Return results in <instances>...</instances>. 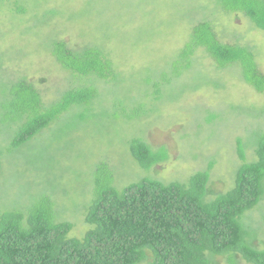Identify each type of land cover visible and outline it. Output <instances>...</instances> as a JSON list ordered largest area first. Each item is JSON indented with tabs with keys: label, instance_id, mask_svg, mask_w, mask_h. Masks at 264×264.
<instances>
[{
	"label": "rangeland",
	"instance_id": "374dc122",
	"mask_svg": "<svg viewBox=\"0 0 264 264\" xmlns=\"http://www.w3.org/2000/svg\"><path fill=\"white\" fill-rule=\"evenodd\" d=\"M214 1L0 0V101L5 82L26 77L48 106L62 92L86 84L101 91L105 104L98 113L105 109L121 114L122 107L114 106L118 101L145 103V114L133 122L105 116L77 123L71 111L62 117L61 125L54 124L11 156L5 149L11 136L0 129V152L5 149L0 215L10 209L23 210L37 194L55 193L59 220L74 223L72 237H83L90 229L86 213L94 198L93 174L102 162L112 167L120 188L148 178L186 182L215 162L207 200L231 190L243 165L239 140L247 161L258 159L256 136L264 133V93L249 86L237 68L217 69L202 49L193 57V71H185L173 87L160 82L189 42L192 29L203 21L212 23L222 42L255 48L264 72V32L243 14L219 12ZM20 6L28 10L27 15L16 12ZM44 7L58 15L44 19ZM56 37L72 48L94 44L112 51L124 78L106 83L63 70L50 53ZM150 74L156 79L148 84ZM156 81L161 83L162 100L156 99ZM210 115H217L213 123L206 121ZM69 123L73 127L65 129ZM133 138H142L154 148L167 146L170 160L152 170L143 169L129 149ZM243 222L255 231L253 246L264 250V199ZM211 260L250 264L241 255L234 262L228 256Z\"/></svg>",
	"mask_w": 264,
	"mask_h": 264
},
{
	"label": "trees",
	"instance_id": "16d2710c",
	"mask_svg": "<svg viewBox=\"0 0 264 264\" xmlns=\"http://www.w3.org/2000/svg\"><path fill=\"white\" fill-rule=\"evenodd\" d=\"M214 4L219 12L243 14L264 32V0H215ZM16 12L28 14L21 6ZM43 15L50 20L58 12L44 7ZM57 38L50 53L63 70L82 79L106 83L124 78L112 51L94 44L76 49ZM200 49L213 59L217 69L237 68L249 86L264 93V72L256 49L222 42L210 21L192 29L189 42L171 63L170 71L163 72L160 82L173 87V81L185 71H193V57ZM155 79L150 74L146 82ZM160 82L154 85L157 100H162ZM3 95L0 129L11 136L5 148L9 156L21 152L71 111L77 116L74 120L77 123L105 116L114 121L124 117L133 122L145 114L142 100L113 104L122 107L121 114H109L105 109L98 113V107L105 103L100 89L93 84L66 90L49 106L26 77L5 82ZM216 118L217 115H210L206 121L213 123ZM71 127L69 123L65 129ZM256 144L258 159L248 162L239 140L243 165L237 172L236 184L212 200H207V195L215 162L186 182L148 178L124 188L116 183L112 167L102 162L93 174L94 198L86 213L89 231L83 237H72L75 225L59 220L56 194H37L23 210L10 209L0 215V264H214L213 256H228L234 262L236 255L250 264H264V250L253 246L255 231L243 222L246 214L264 199V133L258 132ZM5 149L0 152V175ZM129 149L146 170L167 163L171 157L167 146L154 148L142 138L129 141Z\"/></svg>",
	"mask_w": 264,
	"mask_h": 264
}]
</instances>
